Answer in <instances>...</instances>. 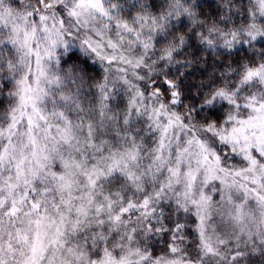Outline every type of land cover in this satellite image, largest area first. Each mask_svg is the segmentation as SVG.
I'll return each mask as SVG.
<instances>
[{
  "label": "snow or ice",
  "instance_id": "6c2138e0",
  "mask_svg": "<svg viewBox=\"0 0 264 264\" xmlns=\"http://www.w3.org/2000/svg\"><path fill=\"white\" fill-rule=\"evenodd\" d=\"M0 264H264V0H0Z\"/></svg>",
  "mask_w": 264,
  "mask_h": 264
}]
</instances>
